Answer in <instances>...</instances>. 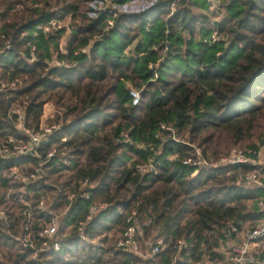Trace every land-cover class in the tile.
Listing matches in <instances>:
<instances>
[{"label": "trees", "instance_id": "obj_1", "mask_svg": "<svg viewBox=\"0 0 264 264\" xmlns=\"http://www.w3.org/2000/svg\"><path fill=\"white\" fill-rule=\"evenodd\" d=\"M90 1L0 0V33L13 45L0 70L7 81H20L17 89L0 91V138L22 137L7 112L24 102L25 125L37 130L43 95L50 92L49 123L60 127L40 153L44 158L56 147L68 155L67 164L47 159L42 178L23 192L2 172L31 169L38 159L0 160V207L7 212L0 219V264H127L136 258L115 243L133 211L139 220L151 219L146 238L155 230L171 243L188 242L175 264L203 256L218 261L231 225L263 220L257 211L262 191L235 183L249 166L192 175L194 168L182 160L191 145L218 158L232 147H255L264 136V0H220L217 10L207 0H179L172 12L162 0L119 13L108 28L110 13L88 17ZM53 18L71 25L64 52L65 29L47 35L37 29ZM31 46L36 60L28 62ZM52 53L60 65H47ZM131 90L140 95L137 105ZM148 161L157 172L141 175L135 165ZM70 192L76 197L68 206ZM41 195L49 197L51 212L37 209ZM19 198L29 203L28 222ZM90 203L108 206L85 223L87 239H81L76 229ZM66 208L58 221L60 249L32 259L24 241L38 247L35 233ZM173 255L167 248L157 263L171 264Z\"/></svg>", "mask_w": 264, "mask_h": 264}, {"label": "built area", "instance_id": "obj_2", "mask_svg": "<svg viewBox=\"0 0 264 264\" xmlns=\"http://www.w3.org/2000/svg\"><path fill=\"white\" fill-rule=\"evenodd\" d=\"M161 1L162 0H92L88 3V15L90 18H93L103 12L110 13L112 17L107 20L106 27L108 28L114 23L113 17L117 16L119 13L142 11ZM166 1V8L172 12L179 0ZM207 2L211 10H217L220 5V0H207ZM137 3H139L141 7L135 10L129 9L131 5ZM34 6H39V4H35ZM62 28L65 29L64 41L66 36L71 32V25L64 20L53 18L44 25L37 26V29L44 35L54 34ZM213 39H215L214 36ZM34 48V46H31V55L27 60L28 62L36 60L33 53ZM60 49L62 52L65 51L63 45H60ZM12 51L13 45L11 39L1 34L0 58L8 55ZM82 51L86 52L87 49L83 48ZM47 65H60V62L56 59L55 53H52V57L50 61L47 62ZM19 82L18 78L7 81L2 76L0 70V91L17 89ZM129 95L132 98V104L137 105L140 98L139 93L135 90H131ZM47 104L48 102L43 105L37 130L25 125V102L24 106L15 105L7 112V115L13 120L15 128L20 131L22 137L19 139L14 136L0 138V160L8 161L16 156H33L38 159V164L31 169H22L21 167L13 166L2 172L3 179L8 183H16L17 191L19 192H23L27 186L42 178V166L48 161L47 159L58 157L64 164L68 163V155L65 150L58 151L56 147H52L46 152L44 158L40 153V149L50 141L51 134L60 127L59 123H49V120L53 117L54 108L52 110L46 108L45 106ZM163 127L164 126H162V128ZM182 163L194 168L192 175L196 174L201 169L209 170L212 168L249 166L248 169L237 173L235 183L246 189H257L262 191V194H260L257 199V211L263 214V220L253 226L231 225L225 233L224 242L220 244L218 249L221 258L218 261H213L209 256H203L200 260L195 262V264H264V138L257 143L255 147H232L225 155L218 158L205 155L200 147L191 145V150L184 157ZM135 168L141 175L157 172V168L152 161L137 163ZM86 186L87 181L84 180L80 183L78 189L82 190V188ZM75 197V192H70L68 194V206L75 200ZM85 198L89 199V196L85 195ZM19 200L25 205L22 208V216L28 222L32 217L29 203L22 198H19ZM48 200V196L41 195L37 203V209L43 212H51ZM107 206V203L88 204L86 207L85 221L81 222L76 229L81 239H87L84 229L85 223L89 221L97 211L104 210ZM67 208L62 212L53 214L50 221L36 233L30 231L33 236L35 233V237L39 242V246L36 247L34 241H24V246H28L32 249V259H35L39 252H47L49 250L58 251L60 249L58 221L66 215ZM6 218V210L0 207V219L6 220ZM126 221L128 224L116 241L115 248L117 250L127 251L133 254L137 259H132L127 264H159L157 263L156 257L167 248L174 251L171 264H175L177 261L181 260L183 252L188 251L189 244L182 238L171 243L170 241H166L164 236L156 237L155 230L152 231V238H146L145 227L149 226L151 219L145 221L139 220L136 217L135 211L130 213ZM64 235L65 234H62V236ZM92 242L99 245L97 240H93Z\"/></svg>", "mask_w": 264, "mask_h": 264}, {"label": "rangeland", "instance_id": "obj_3", "mask_svg": "<svg viewBox=\"0 0 264 264\" xmlns=\"http://www.w3.org/2000/svg\"><path fill=\"white\" fill-rule=\"evenodd\" d=\"M138 7H141V5H140L139 3L131 5V6L129 7V9H130V10H135V9L138 8ZM87 15H88V13H87ZM88 17H90V16L88 15ZM64 21H65L66 23H69V24H70L69 20H64ZM63 38H64V37H63ZM65 39H66V38H65ZM63 43H64V41H63V39H62L60 45H63ZM43 98L45 99V103L48 102V104H47L45 107H46V108H50V110H52V109L54 108V103H53V96H52V93L49 92V93L43 95ZM263 138H264V136H263L260 140L255 141V144L259 143ZM209 150H210V148H207V150H206L207 155H209V154L211 153ZM209 156H210V155H209Z\"/></svg>", "mask_w": 264, "mask_h": 264}]
</instances>
